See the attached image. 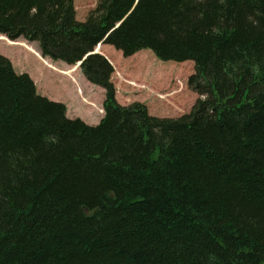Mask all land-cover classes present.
Here are the masks:
<instances>
[{
  "label": "trees",
  "instance_id": "1",
  "mask_svg": "<svg viewBox=\"0 0 264 264\" xmlns=\"http://www.w3.org/2000/svg\"><path fill=\"white\" fill-rule=\"evenodd\" d=\"M0 0V36L105 91L70 118L0 54V264H264V0ZM2 39V38H1ZM193 61L179 118L121 106L102 54Z\"/></svg>",
  "mask_w": 264,
  "mask_h": 264
},
{
  "label": "rangeland",
  "instance_id": "2",
  "mask_svg": "<svg viewBox=\"0 0 264 264\" xmlns=\"http://www.w3.org/2000/svg\"><path fill=\"white\" fill-rule=\"evenodd\" d=\"M73 1L80 22L86 21L99 2ZM97 51L114 68L112 81L121 106L141 103L150 115L171 119L192 111L199 97L189 87V79L196 72L193 61H161L150 50L125 57L110 45H101ZM0 54L11 60L19 74H28L39 93L63 103L68 117L89 125H97L104 117L105 91L91 84L78 65L48 61L33 43L22 39L12 42L4 36H0Z\"/></svg>",
  "mask_w": 264,
  "mask_h": 264
},
{
  "label": "crops",
  "instance_id": "3",
  "mask_svg": "<svg viewBox=\"0 0 264 264\" xmlns=\"http://www.w3.org/2000/svg\"><path fill=\"white\" fill-rule=\"evenodd\" d=\"M35 44H37V43H33V45L39 50V45L38 44L35 45ZM48 61H50V60L48 59ZM57 63H61V62H57Z\"/></svg>",
  "mask_w": 264,
  "mask_h": 264
},
{
  "label": "water",
  "instance_id": "4",
  "mask_svg": "<svg viewBox=\"0 0 264 264\" xmlns=\"http://www.w3.org/2000/svg\"><path fill=\"white\" fill-rule=\"evenodd\" d=\"M100 46H101V45H99L98 48H99ZM98 48L96 49L95 53H98V51H97ZM80 64H82V62L78 63V66H79Z\"/></svg>",
  "mask_w": 264,
  "mask_h": 264
},
{
  "label": "clouds",
  "instance_id": "5",
  "mask_svg": "<svg viewBox=\"0 0 264 264\" xmlns=\"http://www.w3.org/2000/svg\"><path fill=\"white\" fill-rule=\"evenodd\" d=\"M100 123V122H99Z\"/></svg>",
  "mask_w": 264,
  "mask_h": 264
}]
</instances>
